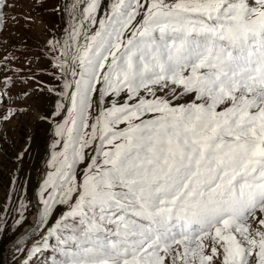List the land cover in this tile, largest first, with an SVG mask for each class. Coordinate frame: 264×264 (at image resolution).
<instances>
[{"label":"snow or ice","instance_id":"snow-or-ice-1","mask_svg":"<svg viewBox=\"0 0 264 264\" xmlns=\"http://www.w3.org/2000/svg\"><path fill=\"white\" fill-rule=\"evenodd\" d=\"M45 2L0 0V37ZM80 2L64 8L67 38L49 41L62 87L14 95L17 81L0 80V129L28 114L12 106L25 97L70 101L55 104L62 148L37 226L66 209L28 254L54 238L59 264H264V0H111L99 19L87 0L77 20ZM93 93L104 107L89 125Z\"/></svg>","mask_w":264,"mask_h":264},{"label":"rangeland","instance_id":"rangeland-1","mask_svg":"<svg viewBox=\"0 0 264 264\" xmlns=\"http://www.w3.org/2000/svg\"><path fill=\"white\" fill-rule=\"evenodd\" d=\"M72 2L73 0H46L42 9L38 8L32 13L33 16L39 17L35 23H26L23 18L19 19V24L9 22L8 31L0 38L3 41L0 43V79L9 76L17 81L12 89L14 95L25 91L31 93L37 87V81L46 87H62L63 80H57L53 75H60L59 70L54 67L55 58L59 57V46L56 51H52L49 41H59L62 44L67 38L66 29L71 30L72 18L64 8ZM81 2L75 10L77 20ZM110 3L111 0H100L101 10L97 19L109 8ZM17 12H23V9H18ZM85 29H89L87 22ZM21 80L28 82L20 83ZM97 88L99 89L100 85H97ZM57 101L65 106L67 104V100L55 93L32 95L30 99L25 97L15 101L13 107L30 106V111L4 123L0 129L3 132L0 137V264H59L56 257L58 253H51L54 250L50 248L53 244L50 238L42 242L38 252L28 254L29 248L40 241L47 228L55 224L60 212L66 209V206H57L53 217L49 218L46 224L36 226L37 208L40 207L39 189L37 190L36 186L44 166L47 167L46 173L53 170L50 166L51 157L45 163L43 160L52 136L51 124L59 117L53 115ZM103 107L104 105L99 103L98 93H93L88 116L89 125L95 122ZM37 115H46L51 119L39 122L36 120ZM85 132H91V128ZM97 144L98 141L85 149L86 162L76 169L78 182L87 159L93 155ZM61 148L62 145H58L56 149L51 150L59 151ZM21 203L28 205L24 212L27 219L22 225H17Z\"/></svg>","mask_w":264,"mask_h":264},{"label":"bare ground","instance_id":"bare-ground-1","mask_svg":"<svg viewBox=\"0 0 264 264\" xmlns=\"http://www.w3.org/2000/svg\"><path fill=\"white\" fill-rule=\"evenodd\" d=\"M86 3H87V0H82V2H81V9H80V15H79L78 20L81 19V16H82V10H83V8L86 6ZM43 166H44V164H43ZM44 168H45V166H44ZM46 168H47V167H46ZM44 178H45V177H44Z\"/></svg>","mask_w":264,"mask_h":264},{"label":"trees","instance_id":"trees-1","mask_svg":"<svg viewBox=\"0 0 264 264\" xmlns=\"http://www.w3.org/2000/svg\"><path fill=\"white\" fill-rule=\"evenodd\" d=\"M36 231V230H35ZM34 233V232H33Z\"/></svg>","mask_w":264,"mask_h":264}]
</instances>
